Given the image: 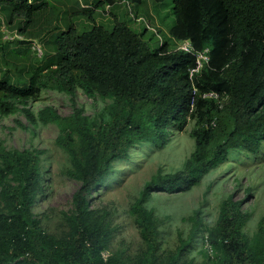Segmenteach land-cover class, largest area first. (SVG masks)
<instances>
[{
  "label": "trees",
  "instance_id": "obj_1",
  "mask_svg": "<svg viewBox=\"0 0 264 264\" xmlns=\"http://www.w3.org/2000/svg\"><path fill=\"white\" fill-rule=\"evenodd\" d=\"M117 1L84 2L91 26L80 31L67 25L45 40L41 57L32 54L28 37L43 28L31 30L28 14L17 30L26 38L0 55V116L21 112L32 128L56 124L55 143L71 161L66 173L80 183L74 211L64 214L68 229L47 232L33 212L45 191L43 150L7 148L0 139V264H190L182 259L200 239L212 249L204 246L202 253L213 264H264V216L249 235L250 213L232 193L221 201L214 226L203 230L200 210H194L190 232L180 233L179 244L165 254L157 218L145 205L153 191H190L233 150L256 152L264 141V0H153L168 3L174 16L155 48L143 39L145 29L138 33L117 19L95 22V11ZM132 1L137 6L142 0ZM18 3L0 0L1 8L15 7L8 24L31 8L27 0ZM184 39L197 50L208 48L209 61L192 80L195 58L175 49ZM77 88L104 104L84 113L73 100ZM46 89L70 95L72 112L62 115L52 105L31 109L29 101ZM208 91L226 92L228 103L219 109L202 96ZM187 127L190 154L176 169L158 168L131 206L141 249L132 258L119 249L103 256L114 230L107 211L91 208V192L116 161L130 159L131 147L148 142L162 149Z\"/></svg>",
  "mask_w": 264,
  "mask_h": 264
},
{
  "label": "rangeland",
  "instance_id": "obj_2",
  "mask_svg": "<svg viewBox=\"0 0 264 264\" xmlns=\"http://www.w3.org/2000/svg\"><path fill=\"white\" fill-rule=\"evenodd\" d=\"M31 6L24 15L15 16L12 24H8L9 14L14 6L8 9L0 7V55L15 48L13 41L6 46L18 23L25 24L26 15L33 17L31 30L43 28L39 35L28 37L31 41L33 55L41 57L45 52L44 42L73 24L80 31L88 29L91 22L82 14L88 6L84 2L97 0H27ZM18 0H15V4ZM153 0H142L135 6L132 0H120L114 4H104L95 11L96 23L111 24L117 19L126 22L132 29L141 33L149 46L155 48L159 39L167 36L168 27L173 23L174 16L168 3H157ZM19 5V3H18ZM95 10V9H94ZM160 30V31H159ZM4 32V33H3ZM158 32V34L156 33ZM164 35V36H163ZM26 38V36H22ZM6 41V42H5ZM35 51V52H34ZM73 100L83 108L84 113L94 114L104 101L89 98L80 88L75 90ZM31 109L37 111L44 105H52L57 112L67 115L72 112L70 95L55 90H42L36 100L29 101ZM25 126L26 128H23ZM186 131L176 133L171 143L162 149L148 142H141L130 148V159L116 161L113 170L97 189L91 192L90 206L92 209L107 211L114 233L110 241V249L103 256L117 249L132 258L140 247L141 236L139 227L134 221L131 206L144 183L150 179L158 168L166 173L176 169L190 154L193 141ZM58 127L54 123L39 124L32 128L23 113L16 112L0 116V139L7 148H37L42 149V167L44 173L45 191L36 197L33 212L40 219V224L49 233L59 235L68 229L64 214L74 211L73 194L79 188V181L70 177L66 170L71 161L55 143ZM250 191V193H248ZM232 193L235 200H243L241 209L250 213L245 230L252 235L258 223L264 216V141L256 152H246L235 149L226 161L211 170L190 191L167 193L153 191L146 201L147 208L152 209L160 229V251L162 254L173 251L179 244L180 233L190 232L191 221L188 217L194 210H200L201 228L216 224L221 201ZM206 244L200 239L185 252L182 260L190 264H213L203 255ZM212 254V251L211 253Z\"/></svg>",
  "mask_w": 264,
  "mask_h": 264
},
{
  "label": "built area",
  "instance_id": "obj_3",
  "mask_svg": "<svg viewBox=\"0 0 264 264\" xmlns=\"http://www.w3.org/2000/svg\"><path fill=\"white\" fill-rule=\"evenodd\" d=\"M156 33L158 34V32ZM22 36L23 34H21L19 31H14V33L11 35V38H9L8 42H14L15 40H23ZM159 40L163 41V38L161 37ZM33 49H37L40 51V49L36 46ZM175 49L190 53L195 58V65L189 71L190 80H192L194 75L201 70L202 66L209 61L208 48H204L203 50H197L189 39L177 41ZM202 96L207 99H213L219 109L223 108L229 100V95L226 92L218 93L216 91H208L204 92ZM206 247L208 252L211 253L212 249L208 247V245H206Z\"/></svg>",
  "mask_w": 264,
  "mask_h": 264
},
{
  "label": "clouds",
  "instance_id": "obj_4",
  "mask_svg": "<svg viewBox=\"0 0 264 264\" xmlns=\"http://www.w3.org/2000/svg\"><path fill=\"white\" fill-rule=\"evenodd\" d=\"M163 41H164V40H163ZM162 43H163V42H162ZM162 43H161V44H162ZM206 48H207V47H206ZM202 50H203V49H202ZM191 55H192V54H191ZM192 56H193V55H192ZM194 65H195V64H194ZM189 71H190V70H189Z\"/></svg>",
  "mask_w": 264,
  "mask_h": 264
}]
</instances>
